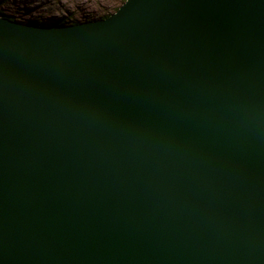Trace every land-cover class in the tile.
<instances>
[{
  "label": "water",
  "instance_id": "1",
  "mask_svg": "<svg viewBox=\"0 0 264 264\" xmlns=\"http://www.w3.org/2000/svg\"><path fill=\"white\" fill-rule=\"evenodd\" d=\"M0 264H264V0L0 14Z\"/></svg>",
  "mask_w": 264,
  "mask_h": 264
},
{
  "label": "rangeland",
  "instance_id": "2",
  "mask_svg": "<svg viewBox=\"0 0 264 264\" xmlns=\"http://www.w3.org/2000/svg\"><path fill=\"white\" fill-rule=\"evenodd\" d=\"M120 4L121 0H0V10L10 19L49 24L63 15L73 21L100 18Z\"/></svg>",
  "mask_w": 264,
  "mask_h": 264
},
{
  "label": "trees",
  "instance_id": "3",
  "mask_svg": "<svg viewBox=\"0 0 264 264\" xmlns=\"http://www.w3.org/2000/svg\"><path fill=\"white\" fill-rule=\"evenodd\" d=\"M124 0H121V3L123 2ZM117 9V7H115ZM115 9V10H116ZM0 14L2 16H5L3 14V12L0 10ZM109 14H104L103 16H101L100 18L102 17H106L108 16ZM9 18V17H8ZM32 23H35L36 25H41L43 23H40L39 20H30ZM77 21V20H76ZM76 21H73V20H70L69 16L68 15H63L61 16L59 19H57L56 21H53L54 24L56 25H65V24H72V23H76ZM70 22V23H69Z\"/></svg>",
  "mask_w": 264,
  "mask_h": 264
}]
</instances>
